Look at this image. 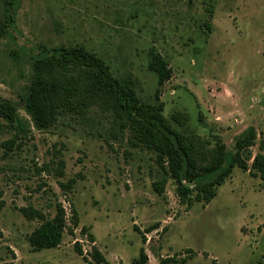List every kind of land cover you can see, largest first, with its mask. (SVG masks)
Listing matches in <instances>:
<instances>
[{
    "label": "rangeland",
    "instance_id": "rangeland-1",
    "mask_svg": "<svg viewBox=\"0 0 264 264\" xmlns=\"http://www.w3.org/2000/svg\"><path fill=\"white\" fill-rule=\"evenodd\" d=\"M13 2L9 12L0 0V99L19 117L0 114V264H97L95 249L106 264H264V191L249 170L235 166L208 204L187 207L176 179L154 189L155 155L108 136V120L40 130L24 102L35 57L83 46L114 75L137 76L142 100L158 93L166 117L187 112V128L211 144L235 152L254 127L257 143L243 151L251 164L264 137V0H215L212 14L203 0ZM156 52L170 68L162 84L149 66ZM57 203L63 239L35 249L29 236L42 219L23 208L52 218Z\"/></svg>",
    "mask_w": 264,
    "mask_h": 264
},
{
    "label": "trees",
    "instance_id": "trees-1",
    "mask_svg": "<svg viewBox=\"0 0 264 264\" xmlns=\"http://www.w3.org/2000/svg\"><path fill=\"white\" fill-rule=\"evenodd\" d=\"M214 1L203 0L206 11L211 14ZM5 6L11 12L13 0H6ZM9 18L11 20L12 16ZM149 66L158 75L160 84L170 77V68L160 53L152 54ZM31 67L24 102L37 129H48L64 118H75L94 130L108 120V136L114 139L127 137L132 146L147 149L155 155L157 178L153 182L154 189L162 193L169 178L176 179L181 201L187 207L195 201H201L204 206L208 204L235 166L259 177L264 191V137L258 143L259 151L251 164L243 156V151L257 143L254 127L236 139L235 152L228 151L221 139L211 144L187 128V112L175 110L170 118L166 117L164 102L158 93L155 101L142 100L138 92L142 83L137 76L130 72L114 75L101 56L83 46L53 47L35 57ZM0 114L8 122H19L17 109L10 100L0 99ZM4 126L0 123V129ZM55 206L56 213L52 218L23 208L28 218L42 219L29 236L35 249L58 246L63 239L66 212L61 203ZM188 251L193 252L192 249ZM94 259L97 264L108 262L98 249L94 251ZM169 262L170 259H164L162 264Z\"/></svg>",
    "mask_w": 264,
    "mask_h": 264
}]
</instances>
